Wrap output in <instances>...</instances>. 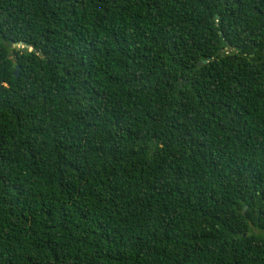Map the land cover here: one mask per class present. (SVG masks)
Here are the masks:
<instances>
[{"label": "trees", "instance_id": "1", "mask_svg": "<svg viewBox=\"0 0 264 264\" xmlns=\"http://www.w3.org/2000/svg\"><path fill=\"white\" fill-rule=\"evenodd\" d=\"M0 264H264V0H0Z\"/></svg>", "mask_w": 264, "mask_h": 264}, {"label": "water", "instance_id": "2", "mask_svg": "<svg viewBox=\"0 0 264 264\" xmlns=\"http://www.w3.org/2000/svg\"><path fill=\"white\" fill-rule=\"evenodd\" d=\"M15 75L16 76L18 75V67H16V69H15ZM245 209H246V206L243 207V212L245 211Z\"/></svg>", "mask_w": 264, "mask_h": 264}]
</instances>
